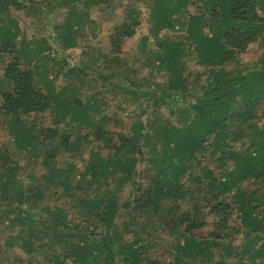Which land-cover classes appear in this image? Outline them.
<instances>
[{
  "label": "rangeland",
  "instance_id": "374dc122",
  "mask_svg": "<svg viewBox=\"0 0 264 264\" xmlns=\"http://www.w3.org/2000/svg\"><path fill=\"white\" fill-rule=\"evenodd\" d=\"M90 1L81 0L80 3H75L72 0H0V29L8 28L13 34L7 50L0 48V79L3 77L6 63L18 57L20 68L31 69L35 75V83L44 91H48L47 87H50L61 99L80 101L87 109L89 117L98 121V125L105 130L104 138H109L115 144L119 143L117 133L132 136L133 123L146 125L143 133L147 132L150 138L143 136L135 142L142 151V158L138 160L136 168L143 169L148 165L146 157L151 150H156L160 146L159 141L155 139L158 124L164 121L178 124L185 116V114L180 116L178 110L171 113L168 105L155 106L154 99L150 98L151 93L154 92L158 96L163 89L165 90L164 85L168 82L169 70L165 66H160L158 60L160 62L161 59L168 58V61H175L178 58L183 75L187 78L189 91L193 89V79L196 76L200 83L209 81L208 71L197 62L190 44L191 36L201 40L205 38V33L202 31V34L200 29L196 30L192 23L194 21L201 25V21L205 19L206 26L210 22L218 23L220 26H224L222 24L235 26L236 21H228L226 16L230 0H164L156 7L163 21L156 15H152L150 21L147 9L150 0L146 2L111 0V4L107 5L91 4ZM15 3H21L23 8L18 9ZM129 6L137 9L138 12L135 11L133 15L137 17L138 24L135 26L134 35L120 45L118 53H114L110 48L109 36L114 34L113 29L116 26L128 19ZM200 11L203 12L202 15ZM70 13H74V16H70ZM258 13L264 17V11L260 12L258 9ZM190 25L194 29L193 33L190 31ZM150 27L155 35L151 33ZM187 27L191 36H188ZM242 28L250 30L253 26L244 24ZM205 31L207 32V29ZM263 33L264 30H260L257 40L252 42L245 52L237 55L238 62L229 61L224 67L228 70L238 68L242 71L264 67ZM43 40L49 43V49L44 48L42 54H33L32 50ZM60 40L68 41L71 45L56 53L55 50L61 47ZM159 42L163 44V49L162 46L158 47ZM213 50L211 49L209 53L213 54ZM9 87L3 83L0 91ZM177 104L182 103L177 100ZM102 118L99 123V119ZM13 120L10 115H0V263L60 264L55 263L56 259L66 262L68 259L70 260L68 264H75L73 249H77L79 254L81 248L78 247H83L86 240L79 235L89 233L94 224L97 226L95 234L104 233L99 217L95 214L90 215V212L98 209L100 213H105L109 202H102L98 208L87 212L81 205L73 209L68 208L73 199L83 194V191L72 189V197L68 196L64 192L65 186L55 179L58 174L54 172V167L64 169L67 165H72L71 179L67 183L70 187L81 179L85 167L94 163L102 165L110 155V149L104 146V140L95 138L90 127L81 126L78 119L72 118L70 113L59 121H56V114L52 108L42 113L22 115L19 124L31 129L33 134L46 127L56 126L60 132L70 135L68 148L61 147L58 140L53 141L57 149L55 157L52 158L53 168L48 165L42 166L39 162L44 156L43 153L35 157L27 150L15 147L11 134ZM257 122L263 125L264 118L258 119ZM85 134L86 139L83 138ZM150 142L153 144L150 145ZM38 148L41 152L42 147ZM208 149L206 146L205 165L212 168L217 175L219 170L228 165V161L224 160L222 166L215 167L211 164V158H208ZM3 157L5 158L2 159ZM194 164L193 160L187 165V171L179 176V181L192 189L196 188V182L190 181L191 176L199 174ZM164 170L167 172L169 168ZM63 173L65 174V170ZM122 176L121 171H114L102 178L105 183L100 186L92 185L91 192H84L93 199L95 196L106 195V190H112L117 197V212L113 217V227L117 230L112 237L116 249L120 245L130 244L133 249L138 250L140 263H143L145 257L159 262H169L172 256L167 251L172 249L177 239L168 236L161 230L159 224L155 222L150 229L137 233H134L132 228H123L122 223L126 220V214L121 204L124 201H131L133 195L130 181L122 180ZM59 177L62 178L63 174ZM88 177L89 175L85 174L84 180ZM262 184L260 180H249L242 187L248 191H255V196L260 198V193L264 190ZM32 185L42 187V192L37 194V197L33 196L32 192L26 193L27 200L21 204L22 208L28 209L34 215L32 225L28 227L19 220L23 213L16 209L14 204L23 196L22 190ZM226 197L230 199V194ZM186 198L185 196L176 199L182 209L189 205ZM58 206L66 210L68 220L74 219L75 222H79L80 228L71 244L63 241L65 239L63 231L56 232L57 237L55 232H49L51 230L40 232V229L44 231L43 227L51 224ZM202 210L206 213L208 207ZM89 215L90 218L87 219ZM218 219L220 216L206 213L204 215L206 225L193 231L209 238ZM45 221L46 224L43 223ZM57 223L56 225L60 226ZM27 227L34 230V236L28 237ZM66 227L72 228L69 224ZM223 231L227 232V237L222 239V245L217 249L212 245L215 250L214 258H218L220 253L228 261L236 263L233 254L241 249L246 230L235 210L228 214L226 228ZM259 234L262 239L257 240L256 249L264 242V233ZM9 239H14L11 248L6 244ZM25 241L32 247L31 252L26 251L23 246ZM223 245L227 248L224 249ZM115 260L118 263L117 256ZM254 261L259 263L258 258ZM92 262L94 263L93 259L86 258L83 264ZM183 262L190 264L186 257L183 258ZM250 263L246 258L243 261V264Z\"/></svg>",
  "mask_w": 264,
  "mask_h": 264
},
{
  "label": "trees",
  "instance_id": "16d2710c",
  "mask_svg": "<svg viewBox=\"0 0 264 264\" xmlns=\"http://www.w3.org/2000/svg\"><path fill=\"white\" fill-rule=\"evenodd\" d=\"M72 1L81 2V0ZM163 1L150 0L147 4L150 21L152 15L160 17L156 7ZM90 2L107 5L112 1L91 0ZM15 5L18 9L23 8L21 3ZM258 9L260 12L264 11V0H230L226 16L228 21H236L235 26L227 24L220 26L213 22L206 26L205 19L199 22L201 25H197L198 23L193 21L192 26L196 30L200 29L202 34L205 33V38L201 40L191 36L187 27L188 36L192 37L190 40L192 52L210 77L209 81L200 83L196 76L191 91L178 58L175 61H168V58H163L160 62L158 60L160 66H165L169 70L168 82L164 85L165 90L163 89L158 96L154 92L151 93L150 98L154 99L155 106L168 105L171 113L178 110L180 116L184 114L185 116L178 124L169 121L158 124L155 139L159 141L160 146L156 150H151L146 157L148 165L143 169L136 168L138 160L142 158V151L135 142L143 136L150 138L147 132L143 133L146 125L133 123L132 136L117 133L119 143L115 144L109 138H104L105 130L98 125V121L89 117L87 109L80 101L71 102L61 99L50 87H47L48 91H44L35 83V75L31 69L20 68L18 57L6 63L0 86L4 83L10 87L0 91V115L13 117L11 134L17 149L27 150L35 157L43 153L39 165L53 168L52 158L57 153L53 141L58 140L61 147L68 148L70 135L60 132L56 126L46 127L33 134L31 129L19 124L20 116L42 113L49 108L54 110L56 121L70 113L72 118L78 119L81 126L90 127L95 138L104 140V146L110 149L111 153L102 165L94 163L85 167L81 179L70 187L67 183L71 179L72 165L69 164L64 169L54 167V172L58 174L55 179L65 186L64 192L68 196H71L72 189L83 191V194L73 199L68 208L73 209L81 205L87 212L98 208L102 202H109L105 213H100L98 209L90 212V215L95 214L99 217L104 233L95 234L94 230L97 226L94 224L89 233L79 235L86 240L83 247H78L81 248L79 254L77 249H73L75 264H83L86 258L94 260L91 264H144V262L145 264H183L184 257L190 260V264H243L245 258L250 260V264H264V242L260 243L257 249L255 248L257 240L262 239L259 233H264V190L258 198L255 196V191H248L242 187L249 180H260L264 186V124L259 125L257 122L258 119L264 118V67L245 71L238 68L228 70L224 67L229 61L238 62L237 55L245 52L249 45L257 40L260 30H264V17L258 13ZM135 11L138 12L137 9L129 6L128 19L116 26L113 29L114 34L109 36L110 48L114 53H118L120 45L134 35L135 26L138 24L137 17L133 15ZM202 13L200 11L201 15ZM70 16H74V13H70ZM160 19L163 21L161 17ZM244 24L252 25L253 28L250 30L242 28ZM150 29L155 35L152 27ZM190 29L193 33L194 29L191 25ZM12 35L10 29H0V48L7 50ZM60 42H62L61 47L55 50L56 53L71 45L68 41L60 40ZM161 46L163 49V44L159 42L158 47ZM49 47V43L43 40L32 51L35 55L42 54L44 48L49 49ZM211 49H214L213 54L209 53ZM177 100L182 104L178 105ZM102 120L103 118L99 119V123ZM86 136L85 134L83 138L86 139ZM35 139L37 140L34 143ZM153 142H150V145ZM38 146L42 147L41 152ZM206 146L209 147L208 158H211V164L215 167L222 166L224 160L228 161V165L219 170L217 175L212 168L205 165ZM193 160L199 171V174H193L190 179L192 183L196 182L195 189L179 181V176L187 171V165ZM165 168H169V171L166 172ZM114 171H121L122 180L130 181L132 185L133 199L121 204L126 214V220L122 223L123 228H132V231L137 233L150 229L155 222L159 224L161 230L168 236L177 239V243L167 251L172 256L169 262H159L145 257L143 263H140L138 250L133 249L130 244L120 245L116 249L112 237L117 230L113 227V217L117 212V197L112 190H106V195L95 196L93 199L84 192H91L92 185L100 186L105 183L102 178L111 175ZM61 173L62 178L59 177ZM85 174L89 177L84 180ZM41 190L42 187L37 185L23 189L21 192L23 196L14 204V207L23 213L19 220L28 227L32 225L34 215L28 209L22 208L21 204L27 200L28 193L32 192V195L37 197ZM227 194H230V199L226 197ZM185 196L189 205L186 209H182L176 199ZM206 207H208L206 213L220 216L209 238L193 231L206 225L204 220L206 213L202 210ZM234 210L246 230L241 249L233 254L236 263L228 261L220 253L218 258H214L215 250L212 248V245H215L216 249L219 248L222 239L227 237V232L223 230L226 228L228 214ZM67 216L66 210L58 206L51 224L43 227L44 231L40 229V232L49 230L50 233L55 232V234L64 232L63 241L71 244L76 238L80 225L74 219L68 220ZM43 223L46 224V221ZM68 224L72 228L66 227ZM28 227L27 235L30 238L34 236V230ZM55 236L57 237V234ZM12 240L14 239H9L6 243L9 248L13 246ZM23 246L26 251L31 252L32 247L26 241L23 242ZM223 246L224 249L227 248L226 245ZM115 256L118 257V263ZM256 258L259 263L254 261ZM57 260L55 263L60 264H68L70 261Z\"/></svg>",
  "mask_w": 264,
  "mask_h": 264
}]
</instances>
